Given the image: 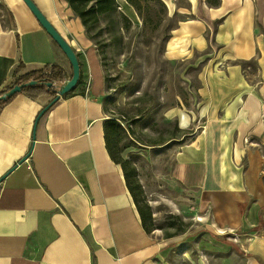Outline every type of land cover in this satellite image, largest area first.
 Segmentation results:
<instances>
[{
  "label": "crops",
  "instance_id": "crops-1",
  "mask_svg": "<svg viewBox=\"0 0 264 264\" xmlns=\"http://www.w3.org/2000/svg\"><path fill=\"white\" fill-rule=\"evenodd\" d=\"M32 1L80 72L55 102L23 87L0 104V264H168L109 150L104 73L80 17L66 0ZM159 1L184 14L165 58L198 67L192 107L164 113L192 130L173 175L195 193L210 238L231 239L244 264H264V0ZM53 63L70 78L68 58L24 1L0 0V94Z\"/></svg>",
  "mask_w": 264,
  "mask_h": 264
},
{
  "label": "rangeland",
  "instance_id": "rangeland-1",
  "mask_svg": "<svg viewBox=\"0 0 264 264\" xmlns=\"http://www.w3.org/2000/svg\"><path fill=\"white\" fill-rule=\"evenodd\" d=\"M134 1L138 8L115 0L112 12L85 29L104 73L101 100L111 155L125 172L146 231L166 242L168 264H244L231 239L210 238L195 193L173 175L178 151L189 139L183 133L192 130L164 113L175 105L192 107L199 85L197 66L164 56L170 31L184 14L159 0ZM178 4L187 6L184 0Z\"/></svg>",
  "mask_w": 264,
  "mask_h": 264
},
{
  "label": "trees",
  "instance_id": "trees-1",
  "mask_svg": "<svg viewBox=\"0 0 264 264\" xmlns=\"http://www.w3.org/2000/svg\"><path fill=\"white\" fill-rule=\"evenodd\" d=\"M73 12L80 17L86 31L95 24L102 14L112 12L115 9V0H66ZM131 5L138 8L134 0H126ZM66 74L63 68L58 64H49L41 70L28 72L17 77L15 83L19 84L29 80H35L34 85H27L24 88L43 89L48 93L56 95L59 87L66 80ZM50 84V85H48ZM2 101H0V104ZM139 211V210H138ZM141 218H144L143 213L139 212ZM144 221V220H142ZM144 225V222H143Z\"/></svg>",
  "mask_w": 264,
  "mask_h": 264
},
{
  "label": "water",
  "instance_id": "water-1",
  "mask_svg": "<svg viewBox=\"0 0 264 264\" xmlns=\"http://www.w3.org/2000/svg\"><path fill=\"white\" fill-rule=\"evenodd\" d=\"M24 3L27 5V7L30 9V11L33 13V15L36 17L38 22L41 24V26L46 30V32L50 35V37L53 39V41L60 47V49L64 52L66 57L68 58L70 64H71V76L70 78L66 79L64 83L59 87L54 102L57 101L61 96L68 94L77 84V81L79 79V63L76 57V54L73 50V48L68 44V42L60 35V33L54 28V26L47 20V18L42 14V12L39 10V8L34 4L32 0H23ZM36 83L35 80H29L27 82H22L20 84L14 85L9 90L3 92L0 94V101H4L10 96H12L14 93L19 92L23 87H26L27 85H34ZM50 85V84H48ZM45 109V108H44ZM44 109L40 111L39 115L37 116L35 120V124L39 116L44 112ZM28 154L23 156L18 163H21L25 158H27ZM2 178H0L1 181Z\"/></svg>",
  "mask_w": 264,
  "mask_h": 264
}]
</instances>
